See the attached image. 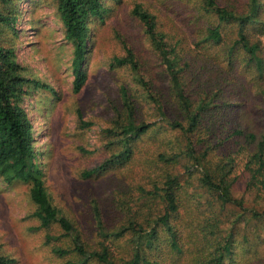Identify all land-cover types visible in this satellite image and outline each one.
<instances>
[{
	"label": "rangeland",
	"instance_id": "374dc122",
	"mask_svg": "<svg viewBox=\"0 0 264 264\" xmlns=\"http://www.w3.org/2000/svg\"><path fill=\"white\" fill-rule=\"evenodd\" d=\"M137 3L157 14L159 27L168 34L169 41H180L179 47L183 49L180 53L184 61L191 63L185 73L195 77L193 82L188 80L193 97L200 99L198 95L201 93L212 92L214 95L215 91L219 92V98L214 102L220 105V116L226 117L225 131L233 125L245 124L259 135L264 133V103L258 94L254 74L241 61L242 54L235 69L228 73L225 42L219 46L196 42L207 23L201 18L195 0H106L111 11L105 21L94 19L91 23L85 62L87 80L78 92L73 89L74 47L65 37L54 0L0 1L2 12L18 16L15 30L8 26L0 29V44L16 49L26 77L54 89L32 86L28 88L24 101L34 123L35 147L38 161L46 171L48 192L53 203L77 224L83 240L89 243L102 240L97 233L94 204L99 206L103 219L112 227L110 229L117 227L121 219L113 208L120 203L119 199L128 198L132 193L134 200L138 195L137 184L145 176L155 173L149 157L178 144V133L158 123L137 141L134 160L106 172L89 177L84 175L109 156L108 129L114 127L118 115L121 119L123 113L122 86L132 88L143 104L139 111L140 120L155 122L160 119L135 91L134 71L114 62L116 57L125 56V46L133 49L141 64L140 74L163 93V100L174 114L175 105L163 79L161 59L143 24L132 14ZM230 30L228 26L224 32ZM231 38L228 33L227 40ZM81 118L91 124L83 126ZM237 142L238 138L224 142L215 139L214 149L210 152L211 164L215 166L223 159L227 161L230 155L235 156L232 173L236 177L235 194L244 195L248 207L263 209L264 196L246 193L250 175L245 169V161L254 146L245 142L236 145ZM241 145L246 147L244 151L240 150ZM197 177L194 174V182ZM205 198L206 195L200 197L202 202ZM36 208L28 183L8 184L0 178V253L13 258V264L77 262V258H72L74 254L59 257L53 252L55 246L69 244L70 238L61 235L59 225L42 226L34 215ZM226 215L228 221L214 224L205 221L206 218L199 221L210 229L197 234V224L189 226V223L200 214L184 208L177 222L184 247L181 252L173 251L164 241L159 264H204L221 241L223 229L235 219L233 210L227 211ZM260 224V230L251 231L246 242L245 217L240 218L235 228L234 252L231 260L227 259L228 264H264V221ZM48 234L55 238L48 239ZM118 241L126 242L127 238ZM87 264L99 263L91 261Z\"/></svg>",
	"mask_w": 264,
	"mask_h": 264
},
{
	"label": "trees",
	"instance_id": "16d2710c",
	"mask_svg": "<svg viewBox=\"0 0 264 264\" xmlns=\"http://www.w3.org/2000/svg\"><path fill=\"white\" fill-rule=\"evenodd\" d=\"M11 3L12 0H0ZM202 19L207 23L200 32V45H224L225 58L229 64L228 73H232L241 61L255 76L258 94L264 103V0H195ZM58 16L65 28V37L74 47L73 89L78 92L87 80L86 54L94 19L105 21L111 8L106 0H54ZM132 14L143 24L153 48L161 59V72L168 86V94L175 105L174 114L163 100V93L154 88L152 82L140 74L141 64L132 48L125 46L126 54L116 57L117 65L129 66L135 74L136 92L159 116V122H147L139 119L143 105L132 88L121 87L123 113L114 127L109 128V156L84 175L106 172L125 165L135 158V145L152 126L160 123L166 129L178 133V144L167 151L160 150L149 157L155 173L144 177L137 184V197L132 193L128 198H120L113 211L120 217L117 227L108 226L97 204L93 206V215L99 242L89 243L83 240L80 228L68 216L63 214L51 199L46 186V171L38 161L35 147V127L24 105L28 88L53 87L26 77L18 62L16 49L0 44V178L6 183L24 182L30 185V196L37 208L34 215L42 226L51 228L59 225L61 235L70 238L69 244L57 245L53 252L59 257L74 254V264H87L96 261L99 264H159L158 258L163 251L164 241L173 251L181 252L184 244L177 223L181 211L196 210L199 217L192 219L189 226L196 225L199 231H208L210 224L221 220L228 221L226 212L233 210L235 219L223 229V235L213 253L204 264H228L234 246L237 222L245 217L244 239L249 240L250 232H258L260 221H264V208L248 207L244 195L235 194L232 176L235 156L230 155L215 166L211 164L210 152L214 149V140L218 142L238 138L236 143L245 142L254 146L245 161V169L250 178L246 193L264 196V133L252 131L245 124L233 125L225 131L226 117L220 116L219 92H205L196 99L189 84L195 77L185 73L191 63L184 61L179 47L180 41L173 43L168 34L159 27L158 16L141 3L132 9ZM18 16L0 10V29L3 26L15 30ZM230 26L231 30L224 32ZM228 33L232 38L228 41ZM126 44V43H125ZM208 58L207 55H203ZM197 82V80H196ZM144 89H143V88ZM146 93V97L143 94ZM212 96V97H209ZM264 108V106L262 107ZM83 126L91 123L81 118ZM264 125V122H262ZM225 137H222L224 136ZM223 140V141H222ZM241 145L240 150L244 151ZM135 154V155H134ZM186 162V163H185ZM196 174L197 181H193ZM206 195L202 202L200 197ZM196 201V202H195ZM137 202V205H133ZM240 210V211H238ZM48 239L55 238L48 234ZM127 238V241H118ZM228 259V260H227ZM15 260L0 253V264H13Z\"/></svg>",
	"mask_w": 264,
	"mask_h": 264
}]
</instances>
